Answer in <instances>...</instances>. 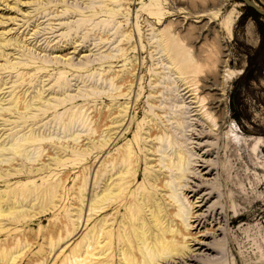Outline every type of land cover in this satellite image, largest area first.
Returning <instances> with one entry per match:
<instances>
[{
    "label": "rangeland",
    "instance_id": "1",
    "mask_svg": "<svg viewBox=\"0 0 264 264\" xmlns=\"http://www.w3.org/2000/svg\"><path fill=\"white\" fill-rule=\"evenodd\" d=\"M19 1L0 0V22L4 21L0 23V32L8 31L6 35L8 38L22 39L20 45L25 46H8L5 49L8 56L0 55V65H4L0 68V82H10L6 85L9 87L13 85L12 81L16 80L18 75L26 74L28 78V84L24 88L27 90L26 96H33L45 85L44 88L47 90L45 95L50 93L48 97L53 99V104L64 98V94L77 97L73 104L68 102V105L59 106L41 117L34 125L37 133L62 136L63 129L59 122L72 109L83 108L89 115L86 124L92 118L90 123L92 126L98 109L104 104L100 96L105 90L110 89L102 79L103 69L105 73L117 71L122 74L131 71L133 65L137 64L133 89L135 94L142 91L144 95L140 104L142 113L139 115V120L141 121L144 117L143 110L150 112L151 106H158L162 102L168 110V116L178 121L173 125L170 124L173 121L168 122L170 126L167 129H171L173 134L172 143L170 138L168 139L170 143L166 151L169 153L177 147V149L182 148L188 151L192 148L198 154H202L214 148L210 144L216 143V146L226 144V135L232 129H236L246 137L261 138L262 146L258 155H250L247 149L240 148H230L233 150L229 149L230 151L227 150V152L220 151L219 157L217 156L219 150L216 148L209 153L223 170L218 172L214 169L213 175L209 177L216 179L220 194L217 192L215 198L207 205H211L214 200H220L225 204L229 218L235 215V210L241 212L242 217L236 223L225 224L222 228L220 225L217 227L216 224L221 220L219 218L223 216L220 214L221 209L217 210L220 206L216 208L213 215L209 214L208 207H204V221L199 226H197L198 222L194 223L192 232L197 233L199 237H204L205 242L215 243L216 250L213 256L216 260L212 262L213 264H264V17L258 16L242 0ZM253 1L264 8V0ZM160 30L167 37L172 38L174 49L177 50L178 45L179 48L187 51V55L191 58L190 64L198 71L201 78L212 85L213 80L207 77L215 76L217 82L221 83L209 85L204 90V94L209 97L217 98L221 95L224 100L221 109L225 110L226 122L222 130L218 131L219 133L211 134L208 129L203 128L202 122H199L202 118L198 115L199 113L195 111L189 113L190 107L195 106V104L188 106L190 98L186 99L187 103L180 102V94L177 95L179 90H176L178 87L174 88L175 84H173V79L178 75L171 76L168 73L169 65L165 66L167 59L162 52L159 53L161 48L158 47L157 40L161 35ZM119 47L128 50L117 59L115 55L122 53L117 51ZM13 57L14 60H12ZM161 60L165 61L164 65L160 62ZM13 63H20L21 66L14 68ZM160 65L165 66V69L162 68L159 71ZM222 74L225 75L224 91L222 90ZM154 79L168 82L169 85L163 83L159 86L165 94L158 92L149 95L148 92L151 89L157 88L155 84L150 85ZM11 89L7 88L4 91ZM158 95L160 98H157ZM148 97L153 102L149 101ZM182 106L188 107L186 108L187 111L189 110L188 113L184 114L185 111L181 110ZM212 111H218V107L213 108ZM40 112V110L34 111L35 114ZM129 115L127 118L130 120L132 112ZM18 117L16 114L7 119L5 122L7 125L0 126V134L4 131H8L6 132L8 134L20 130L24 125L23 119ZM4 120L0 119V124ZM29 121L32 124L33 121L30 119ZM180 123L183 126L179 125ZM18 124L19 126H16ZM86 124L83 126L81 121L76 122L72 127L73 131L82 132ZM136 126L137 124L134 130ZM198 132H203L202 136L198 135L199 138L195 135ZM83 133L84 131L82 135H87L88 132ZM133 136L134 131L128 139ZM203 140H207L206 143ZM83 143H89L95 147V153L93 157L83 154L70 158L73 163L71 165L73 174H79L81 169L86 170L88 166H91V171L95 173L100 165L97 162L96 141L86 139ZM200 143L203 147L199 145ZM208 144L209 148L204 146ZM67 153L72 155L70 149H67ZM156 158L159 159L158 156ZM17 163L23 165L21 161ZM144 163L143 158L139 183L144 177ZM3 165L5 164H2V168ZM52 168V179L50 177L48 180L35 177L33 174L32 176L24 174L5 176L3 180L6 181H0V191L11 192L14 188L31 191L35 187L53 182L64 170L59 165ZM4 169L5 167L0 169L3 174H5ZM187 170L184 181H189L191 185H197V183L199 185L201 179L194 178L189 172L190 169ZM56 173L59 174L56 175ZM93 187L92 183L91 189ZM177 187V198L186 203L179 186ZM204 191L202 190L200 194ZM188 195L192 200L193 192H189ZM181 201L179 203H182ZM63 214L66 216V212ZM214 216L217 218L215 221ZM55 219L50 210L36 218L29 216L26 219L20 218L19 221L5 220L4 223L10 227L7 231L0 232V243H13L17 237L22 240L26 238L32 242V249L18 262V264H27L30 256L43 248L45 234ZM192 220L194 221V218ZM206 228L220 229L213 234V232L205 233ZM198 231L201 232L198 233ZM199 247L201 245L194 246L197 249Z\"/></svg>",
    "mask_w": 264,
    "mask_h": 264
},
{
    "label": "bare ground",
    "instance_id": "2",
    "mask_svg": "<svg viewBox=\"0 0 264 264\" xmlns=\"http://www.w3.org/2000/svg\"><path fill=\"white\" fill-rule=\"evenodd\" d=\"M19 2L17 3L20 4ZM258 16L261 15L258 14ZM7 32H0V55L4 56H8L6 47L24 46L20 45L22 39L8 38ZM171 41L172 38L161 31L157 43L161 48L159 53H163L167 62L166 64L164 60L160 62L162 65H169L167 69L171 76L178 75L173 79V84H175L174 88L178 87L177 95L180 94L183 101L179 99L180 102L187 103L186 99L190 98L188 106L194 104L195 106L190 107L188 111L189 113L195 111L202 116L201 119L199 118L202 127L208 129L211 134L221 131L226 122L225 110L221 109L224 100L221 95L212 98L204 94V90L210 84L201 78L198 71L190 64L191 58L187 55V51L179 48L178 45L177 50L174 49ZM126 50L128 49L119 47L117 51L122 53L115 57L117 59L122 57L126 54L123 53ZM12 65L14 68L21 66L20 63ZM162 65L158 67L159 71L162 68L165 69ZM2 66L4 65L1 64L0 68ZM133 66L131 71L122 74L117 71L105 73L103 69L102 79L110 89L105 90L100 96L104 104L98 109L93 125L90 126L92 118L86 124L89 115L83 108L72 109L59 122L63 129L62 136L37 133L34 125L50 110H56L62 105L66 106L68 102L73 104L77 97L64 94V98L53 104V99L48 97L50 93L45 95L47 91L44 88L45 85L33 96H26L27 90H24L28 84L26 74L18 75V78L12 81L13 85L9 87L6 85L10 82H0V119H5L0 126L7 125L6 120L16 114L18 118L23 119L24 125L15 132L10 130L12 133L6 134L8 131H4L0 134V169L5 167V174L0 172V181L5 182L3 177H11L15 174L17 176L33 174L35 177L48 180L52 175V166L59 165L64 170L59 177H54L53 182L35 187L31 191L24 188H14L11 192L0 191V232L7 231L10 227L4 223L5 220L19 221L20 218L26 219L29 216L36 218L50 210L56 218L45 234L43 248L30 256L28 262L25 261L27 264H213L212 262L216 260L213 256L216 250L215 243L205 242L204 237H199L197 233L192 232L194 223L198 222L197 226H199L204 221L203 208L208 207L209 214L213 215L216 208L220 206L217 210L220 208V214L223 216L219 218L221 220L216 225L217 227L220 225L221 228L225 224L238 222L242 217V213L235 210V215L229 218L227 208L220 200H214L211 205H207L215 198L217 192L220 194L216 179L209 177L213 175L214 169L218 172L222 169L209 153L216 148L219 150L218 156L220 151L227 152L230 148H240L247 149L250 155H258L262 146L261 138L246 137L236 129H232L230 133L225 134L227 142L222 145L223 147L218 143V146L216 143L210 144L214 148L202 154H198L192 148L188 151L176 147L169 153L166 149L168 143H172L173 134L167 127L178 121L168 116V110L162 102L158 106L150 105L152 108L150 112L143 110L144 117L141 121L139 120V115L142 113L140 104L144 95L142 91L134 93L137 64ZM221 76H223L222 90L224 91L225 75ZM208 78L213 80L210 86L221 84L217 82L215 76ZM160 81L157 79L151 81L150 85L155 84L157 88L151 89L148 92L149 95L158 92L165 94L162 92V87H159L164 82ZM164 84L169 85L166 81ZM7 88L12 89L4 91ZM180 88H182L181 91ZM149 97L148 100L153 102ZM157 98H160V95ZM217 107L218 111H212ZM186 108L188 109V107H181V110L185 111L184 114L188 113ZM37 110L41 112L35 114L34 111ZM155 111H157L156 114ZM131 112L133 115L129 120L127 117ZM7 114L9 116H6ZM193 115L197 114L193 113ZM29 119L34 123L30 124ZM79 121L83 126L86 124L82 132L87 131V135H82V132L78 130L73 131L72 127ZM169 121L173 122L169 124ZM135 124L137 126L134 130ZM133 131L134 136L128 139ZM202 133L198 132L195 135L198 137ZM86 139L96 141L98 149L96 156L100 165L98 164L99 167L95 173L91 171L92 167L88 166L86 170L80 168L79 174H73L71 170L73 163L70 158L83 154L94 156L96 148L89 143H83ZM199 145L202 146L201 143ZM204 146L208 147L209 144ZM67 149H70L72 155L67 153ZM157 156L159 159L156 158ZM143 158L144 177L139 183ZM19 161L23 165L17 163ZM2 164H5L3 168ZM187 169H190L189 172L194 178L201 179L199 185L198 183L191 185L189 181H184ZM71 177H73L72 180ZM92 183L94 187L91 189ZM177 186L186 203L177 198ZM202 190L205 191L200 194ZM189 192H193L192 200L189 198ZM180 201L182 203H179ZM63 212H66V216ZM214 218V221L217 220L216 216ZM218 229L206 228L204 231L215 234L219 231ZM195 244L201 247L194 248ZM32 247V242L19 237L15 238L13 243H0V264H18Z\"/></svg>",
    "mask_w": 264,
    "mask_h": 264
},
{
    "label": "water",
    "instance_id": "3",
    "mask_svg": "<svg viewBox=\"0 0 264 264\" xmlns=\"http://www.w3.org/2000/svg\"><path fill=\"white\" fill-rule=\"evenodd\" d=\"M247 6L254 9L259 15L264 17V9L258 6L254 1L252 0H242Z\"/></svg>",
    "mask_w": 264,
    "mask_h": 264
},
{
    "label": "trees",
    "instance_id": "4",
    "mask_svg": "<svg viewBox=\"0 0 264 264\" xmlns=\"http://www.w3.org/2000/svg\"><path fill=\"white\" fill-rule=\"evenodd\" d=\"M256 13V12H255ZM257 14V13H256ZM258 15V14H257Z\"/></svg>",
    "mask_w": 264,
    "mask_h": 264
}]
</instances>
